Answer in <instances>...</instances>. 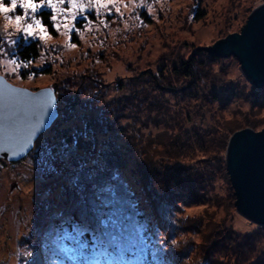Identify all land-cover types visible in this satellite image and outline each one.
Here are the masks:
<instances>
[{"label": "trees", "instance_id": "obj_1", "mask_svg": "<svg viewBox=\"0 0 264 264\" xmlns=\"http://www.w3.org/2000/svg\"><path fill=\"white\" fill-rule=\"evenodd\" d=\"M40 13L49 23L52 35L56 33L50 26L51 12ZM199 14H203L200 6L192 16L194 21L199 20ZM94 16L90 13L89 18L92 20ZM140 17L143 24L151 21L145 12ZM105 20L113 18L107 16ZM82 21L87 22L84 18L75 21L77 27L85 25ZM231 26L232 21L226 23L227 29ZM115 27L122 30L120 26ZM43 50L41 41L21 39L16 41L11 55L25 63L35 62ZM106 52L102 48L96 53L97 58L104 60ZM161 54L156 67L150 63L138 64L133 76L119 80L118 94L113 99H105L107 95L102 90L99 102L93 89L86 88L87 80L101 79L95 68L88 69L83 74L88 79L73 88L71 77L52 83L61 110L48 128L50 134L44 138L47 147L57 151L59 146L62 148L61 141H66L68 148L63 151L68 156V170L72 175H79L81 183L87 184L106 178L119 190V200L112 203L111 234L125 231L136 222L139 213L140 221L146 226L150 223L160 237L177 240V246L172 249L176 264H264V255L257 254L264 225L257 224L256 231L246 234L233 226L235 197L225 167V151L231 134L245 127L256 130L262 125L264 86L255 87L245 77L240 84L223 86L224 78L214 77V67L228 58L210 55L194 43L184 42ZM220 66L225 67L222 63ZM23 69L20 68V74L27 77L28 74H50L52 68L46 66L25 72ZM227 89L229 93L220 101V90ZM87 93L93 97L89 98ZM233 97L250 100L252 104L249 109L237 108L230 112L228 105ZM83 100L85 103L79 106L82 110L75 115L62 109ZM63 101L69 104L63 105ZM207 107L212 123L206 129L202 123L208 118ZM73 108L74 105L70 110ZM73 138L79 141L75 149ZM130 158L137 162L133 168L124 163ZM101 161L110 164L108 171L101 170ZM117 169L120 179L113 181L111 176ZM127 177L132 178L134 190L124 187L122 180ZM219 181L228 184L226 193L216 186ZM61 186L53 196L43 195L39 200L24 240L27 251L44 252L46 244H55L71 253L79 246L80 239L91 247V234L81 238L72 218L75 214L89 227L95 226L88 207L91 195L77 199L75 188L68 183ZM162 201L170 209V214L166 213L163 219L156 212ZM196 206L202 208L201 213L187 211ZM66 211L68 214L61 218L59 214ZM52 232L55 235L49 238ZM18 264H31V259L24 253ZM71 264H81V261L77 258ZM83 264L92 262L86 257ZM129 264L135 261L129 259Z\"/></svg>", "mask_w": 264, "mask_h": 264}, {"label": "rangeland", "instance_id": "obj_2", "mask_svg": "<svg viewBox=\"0 0 264 264\" xmlns=\"http://www.w3.org/2000/svg\"><path fill=\"white\" fill-rule=\"evenodd\" d=\"M140 2L141 0H135L137 4ZM262 2L264 0H144V7H136L132 0H120L116 6L120 7L121 14L115 13V8H112L111 17L113 20H106L107 27L100 23L101 19L107 18L104 15V10H101L99 16L93 10L77 17V19H85L86 16L89 17L90 13L95 15L91 24L82 21V24L85 25L77 27V23L76 27L80 31L78 34L73 32L74 34L72 33L71 36L72 43L77 44L76 48L69 46L68 34L64 33L63 29L61 30L63 34L53 33L52 39L42 42L45 49L42 51L43 55L23 70L25 72L50 66L52 68L50 74H38L37 76L28 74L27 77H23L20 74V69L17 74L11 73V66H6L2 62L14 57L11 54L15 51V45L7 43L0 44V50L4 53L0 55V74L10 82L30 89L51 87L52 83L71 77L72 79L68 80L71 81L70 84L73 88L79 82L88 79L83 75L89 72L88 69L95 68L99 73L96 75L98 74L101 79L90 82L87 80L86 88L93 89L96 93L94 97L99 102L102 100V90L107 95L105 99H113L118 94L117 82L133 76L138 64L150 63L151 66L156 67L160 63L158 61L162 56L161 53L179 47L184 42L202 47L213 44L228 33L238 32L253 9L250 8ZM198 6H200V10H203V14H199L201 19L194 21L192 16ZM42 10L50 11V9L44 8L40 12ZM40 12L37 15L43 18ZM141 12H145L151 21L143 24L140 17ZM229 21H232V26L227 29L226 23ZM5 23L3 14H0V33H2ZM115 26H120L122 30ZM21 39L26 42L36 40L20 36L16 38V41ZM168 46L174 47L169 48ZM102 48L107 51L104 53L107 58L99 60L96 53L100 52ZM226 58L228 59H222L220 62L225 65L224 68H221L218 62L215 64L214 77H219V80L224 78L221 80L223 86L240 84L244 76L240 72L238 61L235 57L227 56ZM219 93L220 101H222L224 96L229 93V89L220 90ZM262 95L264 100V87ZM87 96L91 98L93 94L87 93ZM83 103L85 100L72 104L74 108L70 110L72 105H67L69 103L63 101V105L67 106L62 109L75 115L82 110L79 106ZM251 104L250 100L233 97L229 101L228 109L230 112L237 108L246 110ZM206 109L208 118L203 119L202 125L207 129V125L212 123V118L209 107ZM214 119H216V114H214ZM262 120V125L256 130L264 127V115ZM37 145L31 155L20 161L8 162L0 159V264H18L21 256L27 251V244L24 240L30 230L39 200L43 195L53 196L56 188L62 189L59 186L68 183L67 180L72 176L71 171L68 170V156H65L64 151L59 152L57 157V172L49 173L47 171L48 159L45 155L49 147L44 139ZM58 149H61V146ZM122 181L131 185L128 188L133 190L136 188L135 185H132L133 180L130 177ZM216 186L222 193L229 190L228 184L222 181L217 182ZM187 211L190 214H197L202 212V208L199 206L190 207ZM233 218V226L239 233L246 234L257 230L242 231L247 227L243 224V220L246 218L235 209ZM262 245H264V233L259 243L260 248ZM259 252L260 249L257 254Z\"/></svg>", "mask_w": 264, "mask_h": 264}, {"label": "snow or ice", "instance_id": "obj_3", "mask_svg": "<svg viewBox=\"0 0 264 264\" xmlns=\"http://www.w3.org/2000/svg\"><path fill=\"white\" fill-rule=\"evenodd\" d=\"M120 0H0V14H3L6 23L0 33V44H16V38H32L41 42L52 39V32L49 30V23H46L37 13L41 9H50V26L58 34H68L69 46L76 48L77 44L72 43L71 36L73 32L79 33L80 29L76 27L75 21L79 15H84L87 11H95L96 15L101 14L104 10L105 16L112 15V8L115 13L121 14L120 7L116 5ZM136 7H144V0L135 3ZM127 7V5H125ZM150 7V6H149ZM19 10V12H17ZM16 13V14H14ZM14 14V15H13ZM89 24L92 20L85 17ZM101 24L107 27L106 20L101 19ZM0 50V55H3ZM4 65L11 66V73L17 74L20 68H27L31 61L25 63L17 58H9L2 62ZM10 92H22L21 89H9ZM53 101L45 102L40 108L41 119L37 120L35 125L19 127L15 120H10L6 126V131L0 135V152H18L31 151L41 140H43L50 129L42 126V117L45 111L51 107ZM79 141L75 138L72 140V148L75 149ZM62 148L53 151L49 146L45 155L48 159L49 173L57 172L56 160L59 152L68 148L66 141H61ZM65 156L67 154L65 153ZM125 165L129 168L136 166L134 158L127 159ZM101 170H109L110 164L107 161H101ZM120 179L119 170H114L111 180ZM76 190L77 199H85L91 195V201L88 204L91 214L95 218V226L89 227L81 221L79 216L73 215L76 221L77 232L81 238L91 234V247L84 243L83 239L79 240V246L73 252H68L63 246L55 244H46L44 252L40 249L36 251H27L26 256L31 259V264H71L77 258L83 264L84 259L90 258L92 264H129V259L135 261V264H176L175 254L172 249L177 246L176 239H164L151 227L141 222L139 213L136 216V222L132 223L125 231L119 235H113L109 231V222L112 220L113 201L119 200V190L109 179L104 178L96 183H81L79 175H72L67 180ZM151 181H149L150 183ZM163 182V181H161ZM124 187L128 188L129 184L125 183ZM139 205L135 203V208ZM156 212L161 219L165 214H170V209L165 202H160ZM68 212H62L59 215L63 218ZM175 223V221H173ZM243 224L247 225L242 231H252L258 228L256 223L249 219H244ZM55 235L49 233V238ZM259 255H264V245L261 246ZM126 257L128 259H126Z\"/></svg>", "mask_w": 264, "mask_h": 264}, {"label": "water", "instance_id": "obj_4", "mask_svg": "<svg viewBox=\"0 0 264 264\" xmlns=\"http://www.w3.org/2000/svg\"><path fill=\"white\" fill-rule=\"evenodd\" d=\"M201 49L217 57L234 56L246 80L264 86V2L255 6L238 32L228 33ZM22 92H10L9 89ZM53 101L44 112L42 126L48 129L59 114L55 92L50 86L30 89L10 82L0 74V135L10 120L19 127L35 125L40 108ZM30 151L0 152V158L16 162ZM225 167L235 196V210L246 219L264 225V127H245L234 131L225 151Z\"/></svg>", "mask_w": 264, "mask_h": 264}]
</instances>
